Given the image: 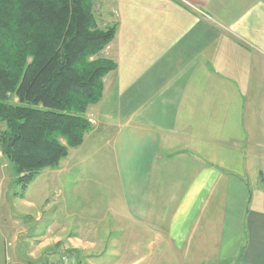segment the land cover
Returning <instances> with one entry per match:
<instances>
[{"label": "crops", "instance_id": "1", "mask_svg": "<svg viewBox=\"0 0 264 264\" xmlns=\"http://www.w3.org/2000/svg\"><path fill=\"white\" fill-rule=\"evenodd\" d=\"M94 9L117 26L108 57L117 67L70 151L90 143L106 172L75 173L80 205L58 200L69 219L39 233L50 194L37 202L28 188L13 191L0 149V264H142L146 246L156 263L264 264V0H95ZM69 155L37 175L57 180L61 196Z\"/></svg>", "mask_w": 264, "mask_h": 264}, {"label": "trees", "instance_id": "2", "mask_svg": "<svg viewBox=\"0 0 264 264\" xmlns=\"http://www.w3.org/2000/svg\"><path fill=\"white\" fill-rule=\"evenodd\" d=\"M116 32L94 0H0V149L20 194L84 142L117 67L102 54Z\"/></svg>", "mask_w": 264, "mask_h": 264}, {"label": "rangeland", "instance_id": "3", "mask_svg": "<svg viewBox=\"0 0 264 264\" xmlns=\"http://www.w3.org/2000/svg\"><path fill=\"white\" fill-rule=\"evenodd\" d=\"M95 1V0H94ZM95 12V9H94ZM96 15V14H95ZM97 17V16H96ZM98 18V17H97ZM99 20V19H98ZM100 22V20H99ZM101 23V22H100ZM102 27H107L106 25H103L101 23ZM112 26V25H111ZM110 45V44H109ZM109 45L103 50L102 54L103 56L106 57H111L112 51L111 48H109ZM110 54V56H109ZM88 117V116H87ZM91 122V121H90ZM2 126V125H0ZM80 150V151H79ZM95 150L93 149L91 152V146L90 143H88L87 145H85L82 149H72L70 151V155L69 157H75L76 159L70 164V173H65L63 176H61V180H60V185L62 184L65 187V193L64 195H60V192L58 190V186H59V182H57V180L55 181H48V184H44L43 183V178L44 177H36L34 179V181L29 185L26 195H27V199L30 200H35V201H41L42 196L40 195V193L46 191L49 192L47 194H50V202H52L53 207L49 208V209H45L44 211V220L42 222L39 223V226L37 227V231L39 233H43L46 230V227L48 224L53 225L52 223H55L57 220L54 219H61L63 217L66 218V212H64V207L65 205L60 209L57 210L55 209L56 204L58 203V200L62 203L64 202H69L72 205L75 206H79L80 205V201H76L74 199V197L72 195H70V192L73 191V186H74V181H73V176L75 173H94V174H103L106 172V170H104V165H98L95 164L93 162V158H95ZM98 156H100V153L98 154ZM96 159V158H95ZM64 178V179H63ZM109 181V180H108ZM111 183V182H110ZM5 184L7 185V182H5ZM10 188L12 187L11 183H9ZM16 189L13 188L16 193L20 194L21 192V185L16 183ZM102 186L101 189L102 190ZM114 186L111 185L110 191L114 192ZM106 189V188H105ZM69 190V191H68ZM107 190V189H106ZM102 196L105 195L106 197V191L102 190ZM14 192V193H15ZM113 194V193H112ZM112 194H108V196L104 199H102V203H109L108 199ZM64 196V197H63ZM19 201V198H18ZM51 205V204H50ZM40 211H43V208H40L41 206H39ZM36 211V210H34ZM17 213H15V216H17L16 220L21 223H23V221H25V219L21 216L20 211H16ZM111 214V213H110ZM112 215V214H111ZM61 216V218H60ZM110 216V215H109ZM69 219V218H66ZM68 223L73 227V231H77L76 225L78 224V222L76 221V219L72 218ZM67 223V225H68ZM42 228H44L42 230ZM49 229L46 230V232H48ZM145 256V260L143 261L142 264H178V262H176L175 260L170 259H166L165 260H160L159 263H156L155 259L159 257V254L156 250H152V248L146 246L143 251L142 254ZM170 255H168L169 257Z\"/></svg>", "mask_w": 264, "mask_h": 264}, {"label": "built area", "instance_id": "4", "mask_svg": "<svg viewBox=\"0 0 264 264\" xmlns=\"http://www.w3.org/2000/svg\"><path fill=\"white\" fill-rule=\"evenodd\" d=\"M57 264H79V263H77L73 258H70L69 256H64L62 261Z\"/></svg>", "mask_w": 264, "mask_h": 264}]
</instances>
